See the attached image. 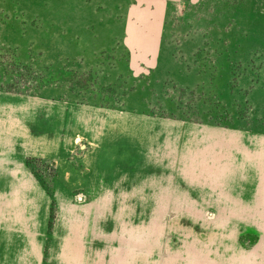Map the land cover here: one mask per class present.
Here are the masks:
<instances>
[{
  "label": "rangeland",
  "instance_id": "1",
  "mask_svg": "<svg viewBox=\"0 0 264 264\" xmlns=\"http://www.w3.org/2000/svg\"><path fill=\"white\" fill-rule=\"evenodd\" d=\"M130 2L0 0V117L28 109L22 118L39 123L31 133L62 144L59 156L26 154L36 187L28 197L44 202L31 235L53 261L59 197L72 207L89 205L90 190L81 186L96 166L142 187L141 204L120 206L115 215L125 227L126 264H264V236L257 235H264V216L253 212L264 211V181H254L261 190L248 212L213 204L208 180L195 191L201 205L155 204L165 201L159 177L171 164L174 192L181 191L182 149L197 133H237L239 148L264 150V0L172 3L158 39L128 27ZM237 162L245 183V173L255 171ZM16 192L14 200L21 199ZM246 192L239 186L227 194L244 202ZM15 224L9 221L8 235L0 230V244L11 252L26 240ZM134 249L136 261L128 257Z\"/></svg>",
  "mask_w": 264,
  "mask_h": 264
},
{
  "label": "crops",
  "instance_id": "2",
  "mask_svg": "<svg viewBox=\"0 0 264 264\" xmlns=\"http://www.w3.org/2000/svg\"><path fill=\"white\" fill-rule=\"evenodd\" d=\"M130 1L132 3L130 2L127 9L129 17L126 19L128 27H135L142 34L152 31L150 36L158 39L163 32L166 8L172 3L183 0ZM12 110H15V107H12ZM25 110L28 111V109ZM25 110L16 108V111L20 113L18 117H0V182L8 189L5 196H0V230L5 228V233L8 235L9 221L14 220L16 228H19L18 231L26 239L21 246H12L16 248L13 252L10 251V246H5L4 250L0 244V264H126L125 227L121 223L120 216L115 218V215L120 206L141 204L140 191L142 187L137 184L126 186L125 175L118 173L116 178L111 179L109 170H106L107 172L105 169L99 171L96 166L91 167V173L84 185L81 186V188L90 190L92 198L89 205L72 207L64 195L59 197L63 206L60 217V234L54 242L51 257L53 261H45V252L42 250L39 239L37 240L31 235L39 221L38 214L36 215L34 212L39 210V208L36 210L37 206L43 207L44 202L38 198L28 197L31 191L33 194L36 192V187L35 183L29 180L27 174V159L29 157L26 154L33 152L39 154L36 156L41 158H49L51 155L59 156L62 153V144L60 139H38L42 136L31 133L36 129L39 130V123L31 125L32 122L29 118H22ZM238 137L237 133H197L191 140L192 145L190 144L188 149L183 148L181 153L184 160L177 180L182 185L181 191L184 192H174L175 176L171 175L174 166L171 164V168L167 166L165 169L166 175H168L159 177L160 183H166L159 187L161 189L160 197H165V201H157L155 204L170 207L201 205V201L196 199V197L201 198L200 194L195 191L197 186L204 183V187L212 184L215 188L214 194L209 197L214 199L213 204L242 205L248 212L247 207L253 206L250 201L256 197L255 191L261 190L260 187L253 188L254 181H264V150H251L252 145H250V149L248 146L239 148L236 142ZM55 148L59 149L52 151ZM238 157L243 159L241 165L244 164L255 171L254 174L252 171L245 173L246 179L249 180L245 183H240L237 178L241 174L236 170ZM206 180L209 184L206 183ZM239 186H244L247 190L244 202L237 199L235 202L227 194V191L234 190ZM250 190L251 192H249ZM16 191H19L21 199L14 200L16 196L18 197ZM191 198L194 199V202H190ZM215 199L220 200L219 203ZM110 206H112V210ZM114 207H118V209L116 208L115 211ZM254 211L258 215L264 216L263 210L254 208ZM235 212L238 213L233 211V213ZM173 213L175 214V212ZM242 219L250 221L249 218ZM242 219L236 218L235 220ZM257 235L264 236L259 233ZM139 238H141V234L137 235L135 232L133 246L136 247L137 254L141 252ZM136 249L129 252V259L136 261Z\"/></svg>",
  "mask_w": 264,
  "mask_h": 264
},
{
  "label": "built area",
  "instance_id": "3",
  "mask_svg": "<svg viewBox=\"0 0 264 264\" xmlns=\"http://www.w3.org/2000/svg\"><path fill=\"white\" fill-rule=\"evenodd\" d=\"M78 200H79V201H82V200H83V196H79V197H78Z\"/></svg>",
  "mask_w": 264,
  "mask_h": 264
}]
</instances>
